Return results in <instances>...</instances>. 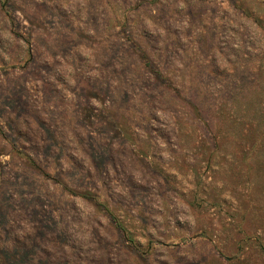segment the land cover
<instances>
[{
    "label": "rangeland",
    "instance_id": "374dc122",
    "mask_svg": "<svg viewBox=\"0 0 264 264\" xmlns=\"http://www.w3.org/2000/svg\"><path fill=\"white\" fill-rule=\"evenodd\" d=\"M0 264H264V0H0Z\"/></svg>",
    "mask_w": 264,
    "mask_h": 264
}]
</instances>
